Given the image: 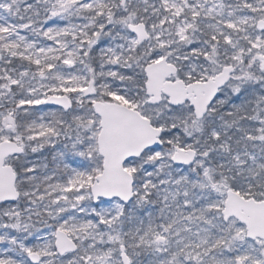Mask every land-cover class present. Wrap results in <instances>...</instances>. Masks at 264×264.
Wrapping results in <instances>:
<instances>
[{
  "label": "snow or ice",
  "instance_id": "snow-or-ice-1",
  "mask_svg": "<svg viewBox=\"0 0 264 264\" xmlns=\"http://www.w3.org/2000/svg\"><path fill=\"white\" fill-rule=\"evenodd\" d=\"M0 264H264V0H0Z\"/></svg>",
  "mask_w": 264,
  "mask_h": 264
}]
</instances>
